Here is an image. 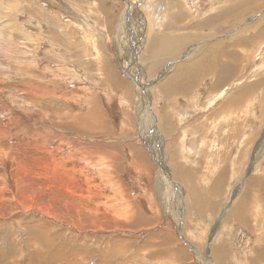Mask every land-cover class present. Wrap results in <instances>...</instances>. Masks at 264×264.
<instances>
[{"label":"rangeland","instance_id":"374dc122","mask_svg":"<svg viewBox=\"0 0 264 264\" xmlns=\"http://www.w3.org/2000/svg\"><path fill=\"white\" fill-rule=\"evenodd\" d=\"M130 4L0 0V264H198L186 241L210 264H264V0L150 5L178 46L146 60L143 16L115 44ZM143 134L178 189L168 208Z\"/></svg>","mask_w":264,"mask_h":264},{"label":"bare ground","instance_id":"6f19581e","mask_svg":"<svg viewBox=\"0 0 264 264\" xmlns=\"http://www.w3.org/2000/svg\"><path fill=\"white\" fill-rule=\"evenodd\" d=\"M137 1H139L140 3H141V7H140V9H137L135 6L136 5H127L126 6V8H125V11H124V14H123V16L121 17V20H120V25H119V29H118V35H119V38H118V40H116L115 41V44H116V46L117 47H120L121 49H123V54L125 53V51L124 50H126V49H124V40H125V38H122V37H125V35H127V36H130L129 34H127V28H128V26H127V24L129 25V23H130V25L132 26L133 25V23H131V20H132V18H135L136 16L137 17H139V16H143L141 19L139 18L138 20H139V28H140V26H143L144 24H145V30L147 29L148 30V34H147V36L144 38V40H146L147 42H143V44L142 43H138L137 42V40H136V42L139 44L138 46H140L141 45V47H138V49L139 48H142V51H143V53L141 54V56H140V58L143 60H146L147 59V57L148 56H150V58H152V54H154V52L155 51H157V49H159L160 48V46H159V44L160 43H162V42H165V41H167V42H170L171 40H173V43L174 44H176L177 42H175V40L177 39L176 37H173V36H170L169 35V39L167 38L165 41H164V39H163V36L160 34V33H162V32H160V31H157V26H156V24H155V20H154V17H153V15L155 14V13H153V11L154 10H152V7L150 6V5H153L154 7H156V8H159V10L157 9L156 10V12L158 13V14H161V11H162V13H164V11H165V6L167 7V0H159L156 4L154 3V0H137ZM251 1H253L254 2V0H251ZM243 2V1H242ZM38 4L41 6V3L40 2H38ZM126 4V3H125ZM129 4V3H128ZM173 4V3H172ZM35 5V4H34ZM180 6V5H179ZM223 6H226V5H223ZM36 7V6H35ZM180 7H182V6H180ZM227 7H229V6H227ZM231 7V6H230ZM37 8L38 9H40L39 8V6L37 5ZM222 7H218V8H216L214 11H216V10H219V9H221ZM224 8L225 7H223L222 8V10H221V14H223L224 12H226V11H224ZM238 8V7H237ZM161 9H163V10H161ZM228 10V8H225V10ZM44 11V10H43ZM171 11H172V8H171V10H170V13H171ZM229 12V11H228ZM49 13V12H48ZM212 13V12H211ZM220 13V12H219ZM227 13V12H226ZM221 14H219V15H221ZM225 14V13H224ZM218 15V16H219ZM229 15V14H228ZM41 16V15H40ZM129 17V20H128V22H126L127 21V18ZM179 15L178 16H176L175 18L176 19H178L179 20ZM215 17V16H214ZM227 17V16H226ZM49 18H50V16H49ZM210 18V17H209ZM211 18H213V17H211ZM242 17H239L238 18V20H240ZM174 20V19H173ZM177 20V21H178ZM181 20V19H180ZM60 22V21H59ZM208 22H209V20H208ZM207 22V23H208ZM230 22V21H229ZM61 23V22H60ZM181 23V22H180ZM211 24V23H210ZM160 25V24H159ZM178 27V26H177ZM139 28L137 29V30H139ZM50 29V28H49ZM245 29H247V30H249V28H245ZM49 31H51L52 33H51V36H50V39L47 41L49 44H50V46H52L53 48L54 47H56V49H57V46H58V42H61V41H63V43L64 42H66V41H64L63 40V37H59L58 38V35L55 33L56 31H53L52 30V28L49 30ZM133 31H135V29L133 30ZM242 32H246V31H242ZM39 33H41V32H39ZM125 33V34H124ZM140 33V32H139ZM249 33V32H248ZM18 34L20 35V36H22L26 41H32L33 39L31 38V36H30V34L29 33H27V32H21V31H19L18 32ZM174 34V33H173ZM177 34V33H176ZM258 34V33H257ZM257 36V35H256ZM134 38H137V37H135V34H134V36L132 37V42H134ZM138 38H139V34H138ZM239 38V37H238ZM89 39V38H88ZM234 39V38H233ZM236 39V38H235ZM37 40V39H36ZM58 41V42H57ZM222 41V40H221ZM248 41V40H247ZM250 41V40H249ZM127 42V41H126ZM135 42V43H136ZM166 42V43H167ZM224 42V41H223ZM58 43V44H57ZM67 43V42H66ZM89 43V42H88ZM129 43V42H128ZM135 43H133V44H135ZM172 43V42H171ZM48 44V45H49ZM145 44H147V45H145ZM180 44V43H179ZM226 44V43H225ZM76 45V44H75ZM177 45V44H176ZM178 46V45H177ZM225 47V46H224ZM243 47V46H242ZM65 48V47H64ZM127 48V47H126ZM217 48V47H216ZM215 48V49H216ZM135 49V48H134ZM133 49V50H134ZM132 50V51H133ZM160 50V49H159ZM212 50V49H211ZM210 50V51H211ZM235 50V49H234ZM236 50H238V49H236ZM54 51V50H53ZM131 52V51H130ZM158 52V51H157ZM128 53V52H127ZM160 53V52H159ZM216 54V53H215ZM231 54H232V52H231ZM234 54H236V53H234ZM157 55H158V53H157ZM156 55V56H157ZM227 55V54H226ZM158 57V56H157ZM217 57V56H216ZM218 57H219V54H218ZM57 58V57H56ZM138 58V57H137ZM154 58V57H153ZM213 58V57H212ZM221 58V57H220ZM222 59V58H221ZM56 60V59H55ZM134 61V60H133ZM224 61V60H223ZM199 63H201L200 61H199ZM237 64V63H236ZM197 66V65H196ZM104 69L105 70H107V67H105L104 66ZM36 70V69H35ZM202 70V69H201ZM221 70H223V69H221ZM53 72V71H52ZM51 72V73H52ZM111 72V70H109L108 72H107V74L108 73H110ZM130 72V71H129ZM57 73V72H56ZM233 72H231V71H229V74H232ZM40 74V73H39ZM53 74V73H52ZM111 74H112V72H111ZM132 74V73H131ZM134 74H136V72L134 73ZM133 74V76H135V80L136 81H138L139 82V84L142 86V89H143V84H142V81H143V79L141 78V77H137V74L136 75H134ZM227 71L226 70H223V73H222V76H223V79H225L226 77H227ZM54 75V74H53ZM52 76V75H51ZM57 76V75H56ZM133 78V77H132ZM222 78V77H221ZM104 79V78H103ZM108 79V78H107ZM224 81V80H223ZM222 81V82H223ZM49 83H50V88L53 86V87H55V83H54V81H49ZM143 83H144V81H143ZM40 85V84H39ZM40 86H42V85H40ZM48 86V87H49ZM48 87H45V89L47 88L48 89ZM57 87V86H56ZM38 88V87H37ZM43 88H44V86H43ZM43 88H41V89H43ZM39 89V88H38ZM51 90L52 91H50V92H52V96H51V94H50V92L47 90V92H49V94H50V103H52V104H56V102L57 101H59V98L57 97V90L56 89H53V88H51ZM44 92L46 93V91L44 90ZM49 94H47V95H49ZM41 95V94H40ZM47 95H45V96H47ZM59 95V94H58ZM146 95V94H145ZM36 96V95H35ZM64 96H65V94H64ZM41 97V96H40ZM47 99V98H46ZM49 101V100H48ZM49 103V104H50ZM58 103V102H57ZM65 103V102H64ZM141 106H142V104H141ZM63 107H65V105L63 106ZM62 107V108H63ZM145 109V108H144ZM149 110H148V108H147V112H148ZM144 112L146 113V109L144 110ZM143 111L141 112V115H140V113H139V118H140V116H142L143 115V113H144ZM60 115V114H59ZM55 116V115H54ZM61 117V116H60ZM64 117V116H63ZM52 118V117H51ZM65 118V117H64ZM63 118V120H62V122L63 123H61V124H64L66 121H65V119ZM142 118V117H141ZM141 122V126L142 127H144V129L142 128V130L144 131L145 129H146V126H144V123H143V120L142 121H140ZM60 123V122H59ZM58 123V124H59ZM56 125V124H55ZM58 126V125H57ZM154 126V125H153ZM149 132V131H148ZM149 135V134H148ZM147 135V136H148ZM142 136V135H141ZM147 136L145 135L144 136V134H143V143L146 145V146H148V149H150L149 151H150V153H151V155H152V157L154 158V159H156V161H157V163H160V172H158L159 173V175H158V188H157V190H158V192H159V195L161 196V198H162V200H163V202H164V205L165 204H167L166 205V207L168 208L169 207V205L170 204H172L170 201H169V194H171V198L172 199H175L174 198V193L176 192L177 194L179 193L178 192V189H177V187L175 186L174 187V185L172 186L171 184H169V185H167V182L168 181H170L169 180V178H171V175L168 173V167H166L167 166V164L166 163H164L163 161V163H161V160H160V156H157L158 155V152H157V150L155 149V147H152L151 148V146H152V143L151 142H148V140L149 139H147ZM152 136V135H151ZM150 137V136H149ZM161 138V137H160ZM146 140V141H145ZM162 141H163V139H162ZM151 144V145H150ZM157 148V147H156ZM161 148V147H160ZM159 157V158H158ZM153 159V160H154ZM155 161V160H154ZM169 188L171 189V190H169ZM171 192V193H170ZM264 194V193H263ZM173 196V197H172ZM169 198V199H168ZM240 199V198H239ZM238 199V200H239ZM176 200V199H175ZM176 202V204H178L179 206H180V201H175ZM187 204V203H186ZM173 205V204H172ZM178 205H176V207H177V212H178V221H177V223H178V229L180 228V226H179V224H180V222H181V212H182V209L179 211L178 210ZM182 208H184V205H183V207ZM187 208V207H186ZM252 210V209H251ZM263 210V209H262ZM263 216V215H262ZM260 217V216H259ZM239 218V217H238ZM262 221V220H261ZM260 221V219H259V222H261ZM260 225V224H259ZM182 226V225H181ZM261 227V226H260ZM180 229H182V227L180 228ZM180 229H179V232H180ZM183 232V231H182ZM183 236V239H184V242H185V238H184V234L182 235ZM181 238V237H180ZM187 242V241H186ZM188 246H191V244H187ZM193 247V246H192ZM195 250H193V253L195 254V256H196V258L199 260V262L201 263V264H210L211 262L209 261V258H207V256H206V254H203L202 252H200V250L198 251V250H196L197 248H195V247H193ZM202 253V254H201ZM218 258V257H217ZM216 261L217 262H219V260H217L216 259ZM199 262H198V264H199Z\"/></svg>","mask_w":264,"mask_h":264},{"label":"water","instance_id":"95a60500","mask_svg":"<svg viewBox=\"0 0 264 264\" xmlns=\"http://www.w3.org/2000/svg\"><path fill=\"white\" fill-rule=\"evenodd\" d=\"M155 162V161H154ZM169 180H170V184H173V185H175V183L171 180V178H169ZM183 213H184V209H182V212H181V222H180V228L183 226ZM182 225V226H181ZM179 228V229H180ZM179 234V237H181V239L183 240V243H185L184 242V239H183V232H182V229H180V232L178 233ZM185 245H186V247L189 249V250H195L192 246H188L186 243H185Z\"/></svg>","mask_w":264,"mask_h":264},{"label":"crops","instance_id":"0c3cea01","mask_svg":"<svg viewBox=\"0 0 264 264\" xmlns=\"http://www.w3.org/2000/svg\"><path fill=\"white\" fill-rule=\"evenodd\" d=\"M141 176H148V175H146V174H141ZM186 244H190V243L186 242ZM196 250H198V249H196ZM198 251H199V250H198Z\"/></svg>","mask_w":264,"mask_h":264}]
</instances>
